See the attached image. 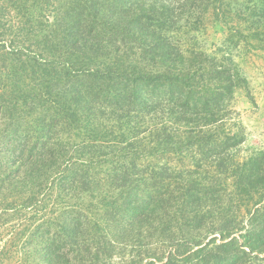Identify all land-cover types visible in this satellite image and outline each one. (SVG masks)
<instances>
[{
	"label": "rangeland",
	"instance_id": "374dc122",
	"mask_svg": "<svg viewBox=\"0 0 264 264\" xmlns=\"http://www.w3.org/2000/svg\"><path fill=\"white\" fill-rule=\"evenodd\" d=\"M51 253L264 264V0H0V264Z\"/></svg>",
	"mask_w": 264,
	"mask_h": 264
},
{
	"label": "trees",
	"instance_id": "16d2710c",
	"mask_svg": "<svg viewBox=\"0 0 264 264\" xmlns=\"http://www.w3.org/2000/svg\"><path fill=\"white\" fill-rule=\"evenodd\" d=\"M225 246V245H224ZM49 256H48V259H47V264H55L56 263V261H55V259H53L52 260V253L51 254H48ZM205 260V259H204ZM209 262H211V261H209ZM218 262V261H217Z\"/></svg>",
	"mask_w": 264,
	"mask_h": 264
}]
</instances>
